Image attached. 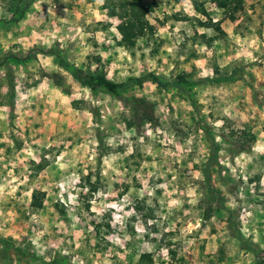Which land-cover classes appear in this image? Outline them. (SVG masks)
Returning <instances> with one entry per match:
<instances>
[{"label":"rangeland","instance_id":"obj_1","mask_svg":"<svg viewBox=\"0 0 264 264\" xmlns=\"http://www.w3.org/2000/svg\"><path fill=\"white\" fill-rule=\"evenodd\" d=\"M121 1L0 0V57L52 48L118 82L233 76L112 95L54 55L0 64V264H264V0H142L131 47Z\"/></svg>","mask_w":264,"mask_h":264},{"label":"trees","instance_id":"obj_2","mask_svg":"<svg viewBox=\"0 0 264 264\" xmlns=\"http://www.w3.org/2000/svg\"><path fill=\"white\" fill-rule=\"evenodd\" d=\"M120 6L119 18L121 22L118 25L119 33L121 34V44L125 47H131L138 36L142 35L146 32L149 25L146 20V13L149 12L153 5L152 3H148L142 0H122L117 3ZM113 14L114 11H113ZM50 54L54 55L57 63L64 69H66L75 80L83 87L90 89L93 93H97L99 91L112 94V95H120L122 92L126 91L130 86L142 85L145 81H151L156 85L158 89L168 90L170 88H176L177 90H182L185 86H192L199 84L202 81H211L214 83H219L223 81H227L232 78L233 74L221 75L212 78H199L196 80L185 79V78H167L161 74H157L154 72H149L146 75L142 76H134L130 77L125 81H114L107 78L105 72L103 70H96L92 73L86 72L81 68L72 65L67 58L61 57L56 51L52 48H45L42 46H34L29 49L24 55L20 56L14 52L6 53L0 57V64L7 62L9 58L13 59H28L36 56L37 54ZM201 129L204 131L207 140L213 147V153L211 157L215 156L218 151V144L214 140V138L209 133L207 126L201 125ZM248 147H242L241 150H247ZM208 192L213 195L217 202L223 204V197L208 185ZM41 191H34L31 205L39 208L42 206L41 202ZM231 214V211L228 210ZM238 240L243 244V246L251 251L256 257L259 255L260 246L242 235L238 233ZM55 264H61L60 262H56Z\"/></svg>","mask_w":264,"mask_h":264}]
</instances>
